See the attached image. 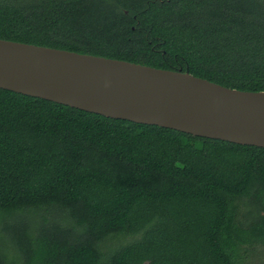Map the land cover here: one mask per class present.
Segmentation results:
<instances>
[{
	"label": "trees",
	"instance_id": "16d2710c",
	"mask_svg": "<svg viewBox=\"0 0 264 264\" xmlns=\"http://www.w3.org/2000/svg\"><path fill=\"white\" fill-rule=\"evenodd\" d=\"M0 38L264 91V0H0ZM264 264V147L0 88V264Z\"/></svg>",
	"mask_w": 264,
	"mask_h": 264
},
{
	"label": "water",
	"instance_id": "95a60500",
	"mask_svg": "<svg viewBox=\"0 0 264 264\" xmlns=\"http://www.w3.org/2000/svg\"><path fill=\"white\" fill-rule=\"evenodd\" d=\"M0 88L110 118L264 147V91L0 38Z\"/></svg>",
	"mask_w": 264,
	"mask_h": 264
},
{
	"label": "rangeland",
	"instance_id": "374dc122",
	"mask_svg": "<svg viewBox=\"0 0 264 264\" xmlns=\"http://www.w3.org/2000/svg\"><path fill=\"white\" fill-rule=\"evenodd\" d=\"M260 256L261 255H259V254H252V255H250V257H249L250 264H263L260 261V260H262L261 258H259Z\"/></svg>",
	"mask_w": 264,
	"mask_h": 264
}]
</instances>
